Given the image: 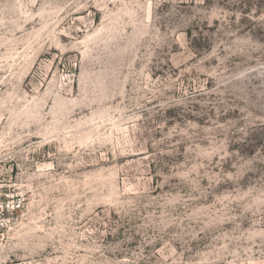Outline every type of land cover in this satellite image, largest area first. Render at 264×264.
Instances as JSON below:
<instances>
[{"label":"rangeland","instance_id":"1","mask_svg":"<svg viewBox=\"0 0 264 264\" xmlns=\"http://www.w3.org/2000/svg\"><path fill=\"white\" fill-rule=\"evenodd\" d=\"M0 264H264V0H0Z\"/></svg>","mask_w":264,"mask_h":264},{"label":"built area","instance_id":"2","mask_svg":"<svg viewBox=\"0 0 264 264\" xmlns=\"http://www.w3.org/2000/svg\"><path fill=\"white\" fill-rule=\"evenodd\" d=\"M22 203L20 201H16V202H10V201H6L2 204V212L7 213L12 207L16 208V207H21Z\"/></svg>","mask_w":264,"mask_h":264}]
</instances>
